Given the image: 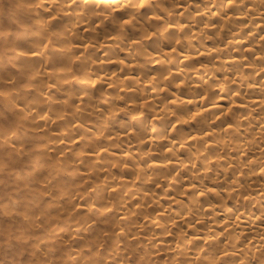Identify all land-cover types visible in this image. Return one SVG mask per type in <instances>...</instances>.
Listing matches in <instances>:
<instances>
[{
	"label": "bare ground",
	"instance_id": "1",
	"mask_svg": "<svg viewBox=\"0 0 264 264\" xmlns=\"http://www.w3.org/2000/svg\"><path fill=\"white\" fill-rule=\"evenodd\" d=\"M7 1L17 16L0 37L18 75L0 84L16 117L0 141L11 166L41 159L16 184L47 253L67 248L72 264L82 243L97 264H264V9Z\"/></svg>",
	"mask_w": 264,
	"mask_h": 264
},
{
	"label": "rangeland",
	"instance_id": "2",
	"mask_svg": "<svg viewBox=\"0 0 264 264\" xmlns=\"http://www.w3.org/2000/svg\"><path fill=\"white\" fill-rule=\"evenodd\" d=\"M0 3L2 4L0 21L3 19L0 26L4 24L3 26L8 28L11 18L17 16V7L14 2L8 3L7 0H0ZM3 28L5 27H0L1 32L10 33ZM15 30L19 32L17 28ZM6 45L7 42L0 37V60L3 58L9 61L8 64L0 68L2 70L0 76H17L18 72L12 61L13 54L10 53V47ZM11 88L9 84H0V128L8 126V124L11 125L16 117L15 112H12L6 105L5 94ZM11 134H17L20 140L25 138V131L20 127L12 129ZM13 153L16 152L13 151ZM10 164L12 165L9 159V150L0 141V264H69L68 259L70 260L72 256L70 257L69 253L66 254L67 248L57 252L52 247L47 253L44 239L41 237L43 233L26 228L25 214H31L32 217L34 214H39L40 217L41 214L34 203H29L26 193H23L22 196L16 183L19 180L36 179L43 172L39 155L33 154L30 161L25 164L21 162H15L14 166ZM14 197H17L15 201L12 200ZM85 240L89 241L88 238ZM75 249L80 251L75 255L77 257L75 261H72V264H97L94 263L95 252L92 249V244L85 246L80 243ZM98 249V253L111 252L110 248L98 247ZM98 253L96 254L98 255ZM124 257L136 259L132 253L127 251ZM110 264H113V261H110Z\"/></svg>",
	"mask_w": 264,
	"mask_h": 264
},
{
	"label": "clouds",
	"instance_id": "3",
	"mask_svg": "<svg viewBox=\"0 0 264 264\" xmlns=\"http://www.w3.org/2000/svg\"><path fill=\"white\" fill-rule=\"evenodd\" d=\"M116 0H109V3H115ZM144 6V2L143 0H141V3L134 5V7L136 8H141ZM253 7L257 10V11H261L262 9H264V0H253ZM219 259V258H218Z\"/></svg>",
	"mask_w": 264,
	"mask_h": 264
}]
</instances>
